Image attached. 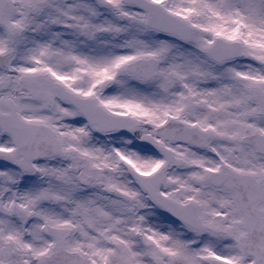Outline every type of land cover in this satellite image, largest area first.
Returning <instances> with one entry per match:
<instances>
[{"label":"snow or ice","instance_id":"1","mask_svg":"<svg viewBox=\"0 0 264 264\" xmlns=\"http://www.w3.org/2000/svg\"><path fill=\"white\" fill-rule=\"evenodd\" d=\"M0 264H264V0H0Z\"/></svg>","mask_w":264,"mask_h":264}]
</instances>
